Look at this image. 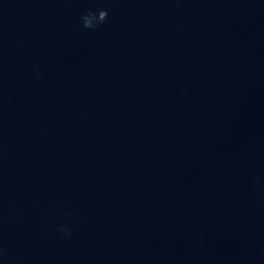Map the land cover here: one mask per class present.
Returning <instances> with one entry per match:
<instances>
[{
    "label": "water",
    "instance_id": "1",
    "mask_svg": "<svg viewBox=\"0 0 264 264\" xmlns=\"http://www.w3.org/2000/svg\"><path fill=\"white\" fill-rule=\"evenodd\" d=\"M0 264H264V0H0Z\"/></svg>",
    "mask_w": 264,
    "mask_h": 264
},
{
    "label": "clouds",
    "instance_id": "2",
    "mask_svg": "<svg viewBox=\"0 0 264 264\" xmlns=\"http://www.w3.org/2000/svg\"><path fill=\"white\" fill-rule=\"evenodd\" d=\"M108 15L105 9H100L98 12L90 10L82 17L83 25L85 28L95 29L108 19Z\"/></svg>",
    "mask_w": 264,
    "mask_h": 264
}]
</instances>
